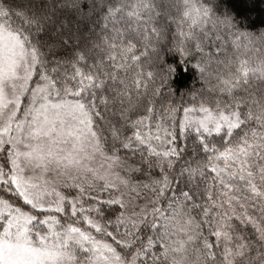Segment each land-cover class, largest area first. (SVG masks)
I'll return each instance as SVG.
<instances>
[{
  "label": "snow or ice",
  "instance_id": "snow-or-ice-1",
  "mask_svg": "<svg viewBox=\"0 0 264 264\" xmlns=\"http://www.w3.org/2000/svg\"><path fill=\"white\" fill-rule=\"evenodd\" d=\"M0 264H264V0H0Z\"/></svg>",
  "mask_w": 264,
  "mask_h": 264
},
{
  "label": "trees",
  "instance_id": "trees-1",
  "mask_svg": "<svg viewBox=\"0 0 264 264\" xmlns=\"http://www.w3.org/2000/svg\"><path fill=\"white\" fill-rule=\"evenodd\" d=\"M191 74L190 73H181L177 76V79L180 80L181 84H188L189 86L193 85V82L191 80ZM195 87H199L198 84L195 85Z\"/></svg>",
  "mask_w": 264,
  "mask_h": 264
}]
</instances>
